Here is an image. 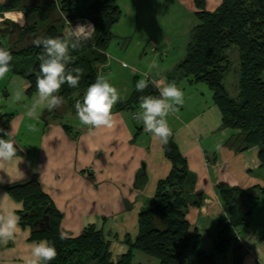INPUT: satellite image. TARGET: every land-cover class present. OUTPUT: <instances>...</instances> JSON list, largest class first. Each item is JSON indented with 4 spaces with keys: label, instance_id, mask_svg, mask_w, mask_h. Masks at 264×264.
<instances>
[{
    "label": "crops",
    "instance_id": "crops-1",
    "mask_svg": "<svg viewBox=\"0 0 264 264\" xmlns=\"http://www.w3.org/2000/svg\"><path fill=\"white\" fill-rule=\"evenodd\" d=\"M6 13L22 16V25L11 21L22 29L23 12ZM188 41L189 34L185 48L180 49L172 62L182 59ZM163 46L162 52H172L177 42L168 40ZM229 53L235 54L236 50L231 49ZM104 65L106 63L99 67ZM9 73L0 80V127L10 132L9 138L18 151L12 161L0 160V216L9 208L22 210L24 207L7 186L37 178L43 192L61 214V232L77 237L84 228L93 225L109 243L111 260L116 262L128 252V242H134L137 236L141 209L153 198L158 181L170 172L172 165L161 141L145 130L142 121L135 123L137 118L133 114L137 113L127 119L122 110L124 100L123 105L118 103L112 110V128L82 126L73 108L75 100H65L51 111L38 110L36 117L29 119L25 110L35 101L37 92L27 95L28 81ZM235 73L237 75V59ZM148 77L151 80V76ZM184 79L189 85L201 83L192 82L188 77ZM176 84L182 86L179 82ZM19 89L25 90L24 99L14 102ZM210 93L206 108L187 115V119L173 118L176 119L173 139L186 160L188 173L189 206L185 217L199 229L200 249L214 252L219 225L226 222L230 214L219 187L233 190L234 205L241 214L250 210L248 228L258 238L244 253H235V244H231L218 254L216 263L235 264L240 260L241 264H264V170L258 161L257 147L244 149L242 141L233 137L236 132L223 126L211 89ZM217 145L221 146L219 151ZM139 173L146 179L143 186L137 182ZM247 194L260 199L253 209H249ZM31 229L30 225L20 223L15 239L0 243V264H28L31 247L39 242L31 239ZM158 261L146 253L132 252V264H159Z\"/></svg>",
    "mask_w": 264,
    "mask_h": 264
},
{
    "label": "trees",
    "instance_id": "trees-1",
    "mask_svg": "<svg viewBox=\"0 0 264 264\" xmlns=\"http://www.w3.org/2000/svg\"><path fill=\"white\" fill-rule=\"evenodd\" d=\"M195 6L196 23L189 33L178 69L192 82L209 86L223 126L243 137L244 149L257 147L258 161L264 170V0H222L214 11L206 10L203 0H195ZM14 10L23 12L25 23L22 29L14 28L11 33L15 48L11 50L10 71L28 81L27 95L37 92L39 55L43 52L42 47L34 45V39L63 38L65 20L86 17L93 23L96 30L93 40L70 50L73 60L69 69L82 70L79 85L75 88L62 85L59 92L63 101L74 100L77 93L83 100L84 92L98 76L99 66L107 60L113 26L121 14L115 1L96 0L85 8L80 7L78 0H6L0 4V11ZM28 38L32 39L30 43L20 44ZM231 49L237 52L236 97L228 95L223 83L232 66ZM159 94L156 87L151 91L150 85L143 92L135 87L125 106L140 102L142 96ZM162 146L172 165L170 172L158 181L153 198L141 209L137 236L134 242H128V252L116 262L111 260L109 243L93 225L84 228L77 237L60 238L61 214L43 192L37 178L7 186L12 196L23 202L18 215L21 224L31 226V239L47 240L55 245L57 257L50 264H132L134 250L158 259L159 264H217L215 253L225 252L235 244V229L249 227L250 210L241 214L234 205L233 190H225L220 184L230 214L228 220L219 225L215 251L201 250L199 229L185 217L189 206L187 165L175 144L173 132L168 143ZM141 175L139 173L137 182L143 186L146 179ZM247 200L249 209L260 203L258 197L249 194ZM235 264H241L240 260Z\"/></svg>",
    "mask_w": 264,
    "mask_h": 264
},
{
    "label": "clouds",
    "instance_id": "clouds-1",
    "mask_svg": "<svg viewBox=\"0 0 264 264\" xmlns=\"http://www.w3.org/2000/svg\"><path fill=\"white\" fill-rule=\"evenodd\" d=\"M6 0H0L5 3ZM4 19L13 23L23 24L22 16L5 13ZM3 20H0V24ZM95 26L92 24H78L75 28L68 27L63 38L60 37H37L33 43L42 47L43 52L39 55V72L36 80V99L26 108L25 115L33 119L38 110H54L63 103L59 95L62 85L69 87L79 85L82 70L79 68L69 69L72 62L71 49H76L84 43L93 40ZM13 55L11 51L0 41V80L6 78L11 70ZM126 66V65H125ZM159 88V96H142L140 98L139 111L136 118L142 121L143 127L161 143L167 144L172 135L169 126L168 116L177 110V106L184 104V91L175 82L161 86L158 81H149L147 78L140 79L136 84V90L143 92L149 87ZM24 89H19L14 96V102H21L24 99ZM125 97L121 95L115 85L105 76H97L94 83L90 84L83 95L82 101H77L75 108L77 117L82 126L90 129L112 128L114 124L113 108L118 102H123ZM0 160L12 161L18 148L15 142L9 138L10 132L0 127ZM7 137V138H4ZM220 145L216 150H220ZM20 209L9 208L4 216H0V243H8L15 239L20 216L17 214ZM65 239V233L60 234ZM57 257L55 245L47 240H41L31 247L30 260L28 264H50Z\"/></svg>",
    "mask_w": 264,
    "mask_h": 264
},
{
    "label": "rangeland",
    "instance_id": "rangeland-1",
    "mask_svg": "<svg viewBox=\"0 0 264 264\" xmlns=\"http://www.w3.org/2000/svg\"><path fill=\"white\" fill-rule=\"evenodd\" d=\"M94 1L96 0H78V4L81 8H85ZM114 1L118 5L121 14L119 20L113 26V39L110 41L107 48V53L110 57H107L105 62L106 65L102 66V68H98V76H105L108 78L110 82L117 87L121 95L125 97L124 101H127L131 97L137 82L142 78H147L150 82L158 81L161 86H164V83L161 81H169L170 83L179 82L184 91V104L182 106H177V110L170 113L168 116L169 126L173 132L176 125V119L173 118L187 119L193 113L206 108V103L209 101L211 95L208 85L204 82L194 85L186 83L184 76L181 75V70L178 69V64L181 59L177 58L174 59V62L171 61V59L180 54V49L185 48L184 43L186 38L196 23L194 15L196 11L195 0ZM203 1L206 10L214 11L220 6L222 0ZM6 12L7 11H0V20L4 19V14ZM78 18L80 17H77V19ZM45 23L46 21H44V24ZM17 28L18 27L15 26V29ZM66 28H64L65 32L68 29ZM8 38H11V36L7 34L3 37L0 33V40L3 39V42H8ZM168 40L171 42L176 41L177 48H173L172 52H162L163 45L168 42ZM13 41V39L9 40L10 47L8 49L10 51L15 48ZM31 41L32 39L28 38L24 41H20V44H28ZM231 59H233L232 66L229 71L226 72L223 83L228 95L235 97L238 92L237 75L235 73L237 52L231 55ZM167 64L168 66L165 67ZM160 72L163 74H159ZM8 75L11 76V73ZM148 76H151V80ZM74 98H76L74 99V105H76L77 101H82V95L78 93ZM118 103L114 107H118ZM133 103V105L123 106V109L119 107L125 110L127 119H131L132 113L141 111L139 108L140 102ZM63 119L66 120L67 118L64 117ZM136 120L135 123H137V125L141 124L139 119ZM144 135L145 134L142 133L141 137ZM233 137L237 138L239 142L243 140V137L237 135V132L233 134ZM157 224L158 223L155 222L154 226L157 227ZM241 230V228L237 227V232L240 236L242 235ZM239 238L236 237L235 243L238 242ZM235 253L238 252L235 251ZM218 254L219 253H215L216 262L219 261ZM221 261H225L223 255Z\"/></svg>",
    "mask_w": 264,
    "mask_h": 264
},
{
    "label": "water",
    "instance_id": "water-1",
    "mask_svg": "<svg viewBox=\"0 0 264 264\" xmlns=\"http://www.w3.org/2000/svg\"><path fill=\"white\" fill-rule=\"evenodd\" d=\"M14 28L15 25L11 21L3 19V23L0 24V33L3 35H10L14 31ZM149 85L151 91H153L155 87H153L151 83ZM257 238L258 235H256L251 229L243 228L242 235L240 236L238 242H236L234 245L235 251H241V253H244L249 247L252 246Z\"/></svg>",
    "mask_w": 264,
    "mask_h": 264
},
{
    "label": "built area",
    "instance_id": "built-area-1",
    "mask_svg": "<svg viewBox=\"0 0 264 264\" xmlns=\"http://www.w3.org/2000/svg\"><path fill=\"white\" fill-rule=\"evenodd\" d=\"M92 24L93 25V23L88 19V18H78V19H75V21H73V22H69V21H67V20H65V24L69 27L70 25L73 27V28H75L78 24ZM3 35V34H2ZM3 37H4V35H3ZM3 39H1L0 41H2ZM4 43V45L8 48L9 47V43L8 42H3ZM0 101H1V99H0ZM133 117L134 118H136V114H133ZM235 236L237 237V238H239L240 237V234H238V232H237V228L235 229Z\"/></svg>",
    "mask_w": 264,
    "mask_h": 264
}]
</instances>
